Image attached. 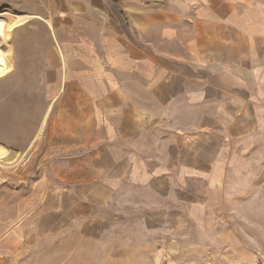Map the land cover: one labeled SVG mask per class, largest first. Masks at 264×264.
Listing matches in <instances>:
<instances>
[{"label": "rangeland", "instance_id": "374dc122", "mask_svg": "<svg viewBox=\"0 0 264 264\" xmlns=\"http://www.w3.org/2000/svg\"><path fill=\"white\" fill-rule=\"evenodd\" d=\"M165 1L0 0V28L33 16L0 38L3 264H264L262 140L202 178L161 170L168 160L154 145L82 161L95 139L77 128L87 106L63 99L61 52L104 62Z\"/></svg>", "mask_w": 264, "mask_h": 264}, {"label": "crops", "instance_id": "0c3cea01", "mask_svg": "<svg viewBox=\"0 0 264 264\" xmlns=\"http://www.w3.org/2000/svg\"><path fill=\"white\" fill-rule=\"evenodd\" d=\"M118 45L104 62L60 51L63 99L87 106L77 128L95 139L82 143L94 154L83 162L137 157L154 145L168 160L161 170L202 178L200 171L223 169L228 155L264 142V0H166L161 17L140 18ZM75 89L82 93L72 99ZM12 235L3 242L11 251Z\"/></svg>", "mask_w": 264, "mask_h": 264}, {"label": "bare ground", "instance_id": "6f19581e", "mask_svg": "<svg viewBox=\"0 0 264 264\" xmlns=\"http://www.w3.org/2000/svg\"><path fill=\"white\" fill-rule=\"evenodd\" d=\"M32 17H33V16H32ZM32 17L29 16V17H27V18H24V19H21V20L15 22V23H13V24L7 25L6 27H1V28H0V30H1V31H0V38H1V37H4L9 31L12 30V28H14V27H16V26L22 24L23 22L27 21L28 19H30V18H32ZM44 124H45V123L43 122V124H42V128H41V132H40V133L43 132Z\"/></svg>", "mask_w": 264, "mask_h": 264}, {"label": "built area", "instance_id": "2783aa9c", "mask_svg": "<svg viewBox=\"0 0 264 264\" xmlns=\"http://www.w3.org/2000/svg\"><path fill=\"white\" fill-rule=\"evenodd\" d=\"M26 165V162H24L23 164H22V167H24Z\"/></svg>", "mask_w": 264, "mask_h": 264}, {"label": "trees", "instance_id": "16d2710c", "mask_svg": "<svg viewBox=\"0 0 264 264\" xmlns=\"http://www.w3.org/2000/svg\"><path fill=\"white\" fill-rule=\"evenodd\" d=\"M113 2H117V1H113ZM163 5H165V3H163Z\"/></svg>", "mask_w": 264, "mask_h": 264}]
</instances>
